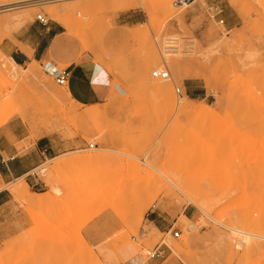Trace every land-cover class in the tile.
<instances>
[{
    "label": "rangeland",
    "instance_id": "1",
    "mask_svg": "<svg viewBox=\"0 0 264 264\" xmlns=\"http://www.w3.org/2000/svg\"><path fill=\"white\" fill-rule=\"evenodd\" d=\"M121 1L0 0V134L6 139L13 128L20 153L44 136L66 150L0 184L32 213L27 196L34 188L26 182L47 187L32 232L45 247L16 237L2 245L0 264H29L30 252L36 264H145L146 251L161 242L157 264H264V0L168 8L127 0L135 4L128 9ZM26 27L31 39L50 27L62 41L13 77L6 57ZM84 57V69L108 85L97 104L70 97L69 79L64 86L54 80ZM156 68L170 79L153 78ZM146 162L157 167L151 175ZM193 194L212 206L191 204ZM107 210L110 241L87 247L81 229ZM230 227L254 235L249 247Z\"/></svg>",
    "mask_w": 264,
    "mask_h": 264
},
{
    "label": "crops",
    "instance_id": "2",
    "mask_svg": "<svg viewBox=\"0 0 264 264\" xmlns=\"http://www.w3.org/2000/svg\"><path fill=\"white\" fill-rule=\"evenodd\" d=\"M125 24H128L127 22ZM28 27L20 30L14 37L19 48L10 51L9 57L19 66L26 62L42 61L47 58L49 50H55L62 39L57 37L60 32L53 28H43L34 39L27 34ZM14 47V46H12ZM30 49V50H29ZM88 61L84 57L81 65H72L68 87L70 97L82 104H97L105 98L108 85L103 82L99 73L85 70L84 64ZM73 62H70V65ZM10 137L3 138L0 134V184L7 185L28 174L39 166L43 159L53 160L66 153V150L56 151L49 143V138H39L26 152L20 153L15 146L18 137L13 128L8 129ZM30 186L28 198L31 200L30 208L34 213L26 210V204L16 201L15 196L7 188L0 189V249L4 243H9L19 236L26 235L30 248L45 247L44 240L40 237H32L33 228L38 224L36 211L44 205V194L47 189L45 184L37 180H29ZM155 228H160L154 220L151 221ZM111 212L105 211L96 219L89 221L80 231L83 243L89 248H98L111 239ZM37 235V234H36ZM33 244V245H32ZM61 247V245H55ZM32 252L29 254V264H36ZM146 264H157L150 258Z\"/></svg>",
    "mask_w": 264,
    "mask_h": 264
},
{
    "label": "bare ground",
    "instance_id": "3",
    "mask_svg": "<svg viewBox=\"0 0 264 264\" xmlns=\"http://www.w3.org/2000/svg\"><path fill=\"white\" fill-rule=\"evenodd\" d=\"M138 2H139V4L142 6L143 4H144V2H145V0H137ZM136 1V2H137ZM160 2H161V4L163 5V7L164 8H168V6L170 5V4H172V1L171 0H159ZM17 2V1H16ZM120 2V1H119ZM138 4V5H139ZM192 4V3H191ZM121 5L124 7V9H128V8H130V7H132V6H134L135 4L133 3V2H130V1H121ZM136 6H137V3H136ZM20 7V6H19ZM180 7H183V6H180ZM15 8H17V6L16 7H12V8H8V9H6V10H12V9H15ZM174 11V10H173ZM174 13V12H173ZM53 16H54V19H56V21H58V22H60V24L63 26V27H65V28H67L68 29V24H67V22H64V21H62V20H60L59 18H58V15H57V13H53ZM17 18V17H16ZM80 34V33H79ZM82 37V36H81ZM30 50V49H29ZM34 61H32L31 60V63H33ZM36 62V61H35ZM180 64V61L177 59L176 60V65H179ZM6 70H7V72L11 75V76H13V77H17L18 76V73H17V69L18 68H21L19 65H17L10 57H6ZM261 66V65H260ZM27 67V66H26ZM5 68V67H4ZM33 65H30L28 68H27V72H29V74L33 71ZM36 70V69H35ZM24 71V70H23ZM26 72V73H27ZM177 72H179V69H177ZM33 73H34V71H33ZM28 74V75H29ZM32 74V73H31ZM30 74V75H31ZM152 88L153 89H155V90H157V91H164L165 90V86H163V85H160V84H156L155 82H154V85H152ZM185 102V101H184ZM186 103H187V101H186ZM180 108H183V107H180ZM184 108H185V106H184ZM183 108V109H184ZM188 108V107H187ZM186 110V109H185ZM110 156V155H109ZM77 161V160H79L80 161V158H72L71 159V161ZM70 161V160H69ZM76 163V162H75ZM147 163V165L150 167V170H151V168L152 169H154V170H157V167L155 168L154 167V165L153 164H151V163H148V162H146ZM146 165V166H147ZM148 170V169H147ZM159 170V169H158ZM149 171V170H148ZM150 172V171H149ZM151 173H152V170H151V172L149 173L150 175H151ZM154 174V173H153ZM156 177V176H155ZM158 178V177H157ZM174 178H175V176H174ZM22 178H19V180H21ZM168 181H169V183H170V185H172L173 187H175L176 188V190L178 189V191H179V189H180V186L176 183V182H174L173 180H170V179H168ZM23 182V181H22ZM20 184V183H19ZM22 184V183H21ZM24 184V183H23ZM187 184V183H186ZM16 186V185H15ZM19 187H20V185H19ZM25 187H26V184H25ZM121 187V186H120ZM14 190H15V192L16 191H18L17 190V187H15L14 188ZM187 192H188V190H187ZM187 194V193H186ZM189 194H191L190 192H189ZM185 195V194H184ZM194 195V194H193ZM123 196V195H122ZM196 195H194L193 197H191L190 199H188V197H186L187 199H188V201H190V203L191 204H193V205H195V206H198L199 207V205H201V207H202V205L204 206V207H206L207 205H209L210 207L212 206V203H210V202H208V204L205 206V203H204V199L203 200H200V199H195L196 197H195ZM17 197V196H16ZM124 197V196H123ZM189 197H190V195H189ZM185 198V199H186ZM186 199V200H187ZM199 200L201 201V202H199ZM202 201H203V204H202ZM207 201V200H206ZM130 206V205H129ZM210 207H209V209H210ZM143 209V208H142ZM138 210V209H137ZM205 210H208V209H206L205 208ZM140 211V210H139ZM138 211V212H139ZM201 211V210H200ZM209 211V210H208ZM204 213V212H203ZM139 214H140V212H139ZM142 216V215H141ZM211 217V216H210ZM133 218V217H132ZM136 218V217H135ZM184 219L185 220H188L185 216H184ZM236 221H238V220H236ZM239 223H241L240 221H238ZM227 228V227H226ZM230 229H231V227H230ZM247 229H249L248 227H247ZM249 230H252V229H249ZM250 232V231H249ZM249 232H245V231H241V230H237V229H234V227H233V229H231L230 230V233L231 234H236V237H238V239L241 241V244H243V245H245V246H247V247H249L248 245L252 242V239L254 238V235L253 234H251V233H249ZM252 232V231H251ZM253 242H254V240H253ZM256 242H258L259 243V240H257ZM253 245V244H252ZM252 247H254V246H252ZM256 248V247H255ZM254 249V248H253ZM255 250V249H254ZM253 251V250H252ZM241 254V253H240ZM243 255H244V253H243ZM245 255H246V252H245ZM247 257V256H246Z\"/></svg>",
    "mask_w": 264,
    "mask_h": 264
},
{
    "label": "built area",
    "instance_id": "4",
    "mask_svg": "<svg viewBox=\"0 0 264 264\" xmlns=\"http://www.w3.org/2000/svg\"><path fill=\"white\" fill-rule=\"evenodd\" d=\"M196 1H200V0H173L172 5L174 7L187 6V5L194 3ZM211 9H212V11H215L216 13L219 12L217 7H211ZM36 20L42 25L47 24V20L44 17H42L41 15H37ZM220 23H222V20H220ZM69 76H70V71L68 69H64V70H61L55 74L54 80L58 85L64 86L66 84V82L68 81ZM151 76L153 78L159 79V80L170 79L169 72L167 71V69L156 68L151 72ZM175 92L177 93V95H180V90L178 88L175 89ZM93 146H94V144L88 145L89 148H92ZM37 181H38V179H37ZM40 183L44 184L43 182H40ZM178 235H179L178 232L172 233L173 237H178ZM164 248H165V244L163 242L158 243L154 246V248H152L149 251H146V255L148 256L149 259L154 258V257H162L164 254ZM127 264H142V263L141 262L140 263H132L130 261Z\"/></svg>",
    "mask_w": 264,
    "mask_h": 264
}]
</instances>
